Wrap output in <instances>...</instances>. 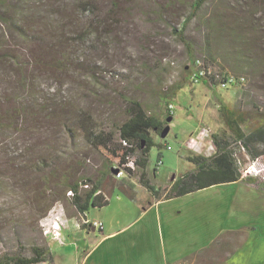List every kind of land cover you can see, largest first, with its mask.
<instances>
[{
    "label": "rangeland",
    "instance_id": "1",
    "mask_svg": "<svg viewBox=\"0 0 264 264\" xmlns=\"http://www.w3.org/2000/svg\"><path fill=\"white\" fill-rule=\"evenodd\" d=\"M81 1H88L87 10L81 9ZM190 1L9 0L8 6L1 7L7 22L0 19V57H16L27 71L28 92L34 93L39 103L45 98L47 108L59 114L39 113L35 118L40 130L36 132L23 124L11 138L10 133L9 138L0 133V255L17 254L19 245L23 247L19 252L25 256H31L32 246L46 248L36 207L53 201L63 174L69 172L68 177L79 183L86 177L96 182L103 172V158L84 141L78 128L73 137L64 128L65 124L74 126L80 111L90 114L96 128L114 132L115 125L125 120V98L139 101L160 119L165 118L171 104L169 132L164 138L154 135L155 145L148 156L149 169H157L151 184L165 188L194 168L188 156L213 152L211 134L221 136L226 128L223 107L240 119H248L254 112L264 117V0H207L184 31L192 43L189 50L171 28L182 21ZM47 25L51 32L45 29ZM60 54H70L75 67L52 65ZM205 57L215 73L243 77L244 81L226 88L207 79L191 82L189 72L194 61ZM9 58H0V102L9 99L19 79ZM243 65L251 67L240 70ZM9 104L0 105V110L10 109ZM256 124L253 119L241 127L247 130ZM10 158L15 164L3 165ZM241 158L242 195L256 200L264 210V166L247 155ZM43 161L46 166H42ZM131 178L138 180L137 173ZM114 179L101 190L108 194L111 188L123 189L122 179ZM231 188L235 187L212 186L170 199L168 212L172 215L162 219L164 241L168 244L169 238L172 243H185L187 232L193 235L196 248L207 245L225 228L264 230V213L259 212L257 218L250 215L249 201L242 204L244 211L238 221L236 215L228 213L237 195L228 192ZM135 190V200L146 193L141 185ZM66 192L50 207L61 215L62 222ZM235 203L240 204L239 200ZM119 213L120 209L113 206L109 215L114 221H124L118 218ZM84 237L68 241L80 251L98 243H87ZM251 241L264 243L258 232H251L247 247L236 256V264L262 262L264 249L250 248ZM217 242L215 239L213 243ZM66 246V253L76 257V248ZM53 248L62 251L56 245Z\"/></svg>",
    "mask_w": 264,
    "mask_h": 264
},
{
    "label": "trees",
    "instance_id": "2",
    "mask_svg": "<svg viewBox=\"0 0 264 264\" xmlns=\"http://www.w3.org/2000/svg\"><path fill=\"white\" fill-rule=\"evenodd\" d=\"M206 1L207 0H191L185 15H182V21L178 26L172 25V33L177 36L189 50H191L192 43L190 39L184 35V31L187 24L201 11ZM8 2L9 0H0V19L3 22H7V19H5L2 11L3 8L1 7L8 6ZM79 6H81V9L87 10L90 4L88 1H81ZM166 6H169V4ZM21 14V12L18 13V15ZM159 17L162 18L163 16L160 15ZM45 29H48L49 32L52 30L48 25ZM260 30L262 31L261 28ZM0 58L9 57L2 56ZM15 58L16 57L9 58V60L15 63L16 73L19 76L16 90L9 94L8 100L5 99L4 102H0V105L4 106L6 103L9 104L10 100L12 101V103L9 104L10 109L6 108L0 110V133L5 132L8 138L9 136L11 138L13 133L19 132L23 124H26L25 128L27 130L35 132L40 130L35 117L41 112L44 114L50 113L53 116L59 114L54 108H52V111L47 108L45 98L42 97L43 103H39L34 93L30 94L28 92L29 81L27 82L26 78L27 71H23L25 68H21L22 64L17 62ZM202 59L210 65L213 70L209 58L205 57ZM34 65L37 67L35 58ZM52 65H56V68L66 69V67H75L76 62L74 59L70 58V54H60V58L53 60ZM248 67L251 66L243 65L240 70ZM216 74L220 76L229 75L222 72ZM234 77L239 78L238 76ZM124 101L125 120L115 125L114 132L96 128L90 114L83 110L78 114L72 128L67 124L64 125L70 137L74 136V131L78 128L84 141L103 158L104 169L96 182L86 177L77 183L68 177L70 176L69 172L63 174L57 183V186L60 187V191L56 190L57 194L52 196L53 201L42 208L41 206L36 207L39 221L48 214L52 203L60 200L61 196L66 191H71L72 196L66 195V197L80 212H84L88 207L94 208L103 206L106 199L104 196L102 197L100 195L102 194L100 193L101 187L103 185H108L109 180L114 177V174L111 173L112 169H124L129 176L137 173L138 183L147 191L158 196L159 192L154 189L148 179V156L151 148L155 145L154 135L160 136L161 131L167 125L166 119L169 117L172 119V114L166 109L165 118L160 119L154 113L148 112L139 101L133 98H125ZM222 110H224L223 119L226 128L222 131L223 135L221 136L211 134L212 144L214 146L213 152L208 156L191 155L187 157V160L194 164V168L172 181L165 195L167 199L182 197L212 186L234 183L241 180L244 172V161L241 158L243 154L247 155L252 162L259 160L264 166V117L254 112L249 115L248 119H240L234 111L224 107ZM253 119L257 121L255 126L247 130L241 127L242 123L248 124L249 121ZM7 120L8 123L5 124L4 122ZM9 133L10 135L8 136ZM9 160L3 165L15 164L14 160L12 161L11 158ZM159 162L160 158L157 163ZM128 163L134 165V170L126 167ZM44 164L46 163L43 161L42 166H46ZM81 184H88V189H83ZM22 249L23 247L19 245L17 254L13 256L6 254L0 255V264H36L44 261L48 255L47 249L44 247L32 246L31 256L29 257L19 252Z\"/></svg>",
    "mask_w": 264,
    "mask_h": 264
},
{
    "label": "crops",
    "instance_id": "3",
    "mask_svg": "<svg viewBox=\"0 0 264 264\" xmlns=\"http://www.w3.org/2000/svg\"><path fill=\"white\" fill-rule=\"evenodd\" d=\"M156 174L157 169H149L148 165L149 181ZM121 179L120 183L123 189L119 190V187H114L108 190V194L101 190L102 194L100 195L106 199L101 207H88L84 212H80L69 199L65 204L62 203L61 234H63L62 243L63 240L64 243H53L57 241L47 240L48 255L44 261L36 264H236V256L247 247L251 232H258L264 242V230L251 228L250 232H246L247 230L243 231V226H241V228H225L207 245L204 244L196 248L193 235L185 231L184 234L188 237L185 243H172L167 238V244V241H164L162 219H168L172 215L168 210L171 209L170 202L172 201L170 199L173 198L165 197L171 184L167 188L165 185L155 187L152 184L154 189L159 192L158 196L144 188L146 193L140 199L135 200L137 195L135 188L140 184L131 177H122ZM114 180L118 181L116 178ZM241 182L242 179L234 183L223 184L235 187L229 189L228 192L232 190L234 195L237 194L236 197H233L232 211L228 213L236 215L235 218L238 221L241 217L240 214L244 211L242 204L245 205V202L249 201V213L250 215L253 213L257 218L259 212L264 213V210L256 200L252 201L249 198L247 200L243 197ZM237 186L240 188L237 189ZM125 189L128 191L124 192ZM225 195L229 196L230 193H225ZM113 197L115 203H112ZM228 199L232 202L230 198ZM235 200H239L240 204L237 205ZM113 206L120 209L121 213L118 218L124 219V221H114V218L109 215ZM124 208L126 209L123 210ZM130 208H133L132 211H128ZM97 222L102 224V228L94 225ZM84 235H86L84 241L87 243L98 240L97 247L95 245L90 249L80 251V247H76L74 242L68 241V239L74 240L76 236ZM215 239H218L216 245L213 243ZM250 243L252 249H264V243H252V241ZM103 244H105L104 247L97 251V248ZM55 245L62 251L54 250L53 246ZM66 245L76 248V257H70L66 253V249H68ZM63 247L65 248L63 249ZM198 253L201 254V257H197ZM260 264H264V258Z\"/></svg>",
    "mask_w": 264,
    "mask_h": 264
},
{
    "label": "built area",
    "instance_id": "4",
    "mask_svg": "<svg viewBox=\"0 0 264 264\" xmlns=\"http://www.w3.org/2000/svg\"><path fill=\"white\" fill-rule=\"evenodd\" d=\"M189 78L191 82H198L207 79L209 82L218 84L223 88H226L233 84L239 85L244 81L243 78H236L232 75L220 76L214 73L213 70L211 69V66L208 65L203 59H196L194 61L192 65V69L189 72ZM167 110L172 114L173 106L169 104L167 106ZM126 167L131 170H134V165H132V163H128ZM117 171L118 172L114 175L116 179H120L122 177H131L126 173L124 169L118 168ZM81 186L83 188L89 187L88 184H84V185L81 184ZM66 195L72 196L71 191H68ZM60 216L61 215L56 214L51 210L48 213V215L43 219H41V221L39 222L42 230V234L47 240L57 241L62 243L61 227L63 222L61 221ZM94 225H97L98 227L102 228V224L100 222L94 223Z\"/></svg>",
    "mask_w": 264,
    "mask_h": 264
},
{
    "label": "water",
    "instance_id": "5",
    "mask_svg": "<svg viewBox=\"0 0 264 264\" xmlns=\"http://www.w3.org/2000/svg\"><path fill=\"white\" fill-rule=\"evenodd\" d=\"M171 121V118L169 117V118H167L166 119V122H167V125L163 128V130L161 131V133H160V137L161 138H164V137H166V135L168 134V132H169V122ZM118 171L116 170V169H112L111 170V173L112 174H116Z\"/></svg>",
    "mask_w": 264,
    "mask_h": 264
}]
</instances>
